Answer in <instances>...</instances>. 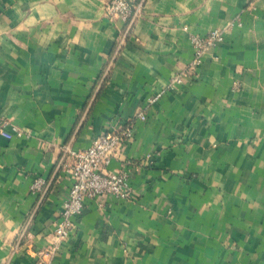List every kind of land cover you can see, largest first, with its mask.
<instances>
[{
    "label": "crops",
    "instance_id": "crops-1",
    "mask_svg": "<svg viewBox=\"0 0 264 264\" xmlns=\"http://www.w3.org/2000/svg\"><path fill=\"white\" fill-rule=\"evenodd\" d=\"M106 1L0 0V264H264V0H129L128 20ZM216 28L167 89L191 34ZM125 123L106 168L128 172L130 196L86 200L46 254L71 185L63 146Z\"/></svg>",
    "mask_w": 264,
    "mask_h": 264
},
{
    "label": "built area",
    "instance_id": "built-area-1",
    "mask_svg": "<svg viewBox=\"0 0 264 264\" xmlns=\"http://www.w3.org/2000/svg\"><path fill=\"white\" fill-rule=\"evenodd\" d=\"M104 9L108 18L119 17L128 20L139 13L140 4H134L129 0H107ZM190 40L193 47L191 58L185 68L171 78L167 89H174L182 82L184 75L192 76L205 50L221 42L223 35L221 30L216 28L205 35L191 34ZM137 116L145 119L143 112L138 113ZM7 122V119L0 116V132L6 130ZM16 132L20 134L19 130ZM131 134V123H125L117 131L99 135L87 148L73 149L68 145L63 146V151L71 158L70 163H63L71 185L55 220L51 242L45 249L46 254H52L61 242L67 240L74 228V217L83 212L86 200H98L108 194L119 199H127L130 196L128 172L126 170L110 171L106 166ZM48 185L47 180L37 177L30 188L39 196H43Z\"/></svg>",
    "mask_w": 264,
    "mask_h": 264
}]
</instances>
